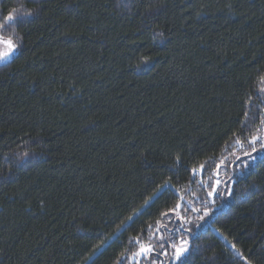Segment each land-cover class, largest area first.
I'll list each match as a JSON object with an SVG mask.
<instances>
[{
    "label": "trees",
    "instance_id": "16d2710c",
    "mask_svg": "<svg viewBox=\"0 0 264 264\" xmlns=\"http://www.w3.org/2000/svg\"><path fill=\"white\" fill-rule=\"evenodd\" d=\"M9 12L31 15L0 30L17 49L0 63V264H131L161 232L165 252L188 235L191 264H264V148L192 229L172 215L208 198L192 170L263 124L264 0H0Z\"/></svg>",
    "mask_w": 264,
    "mask_h": 264
},
{
    "label": "rangeland",
    "instance_id": "374dc122",
    "mask_svg": "<svg viewBox=\"0 0 264 264\" xmlns=\"http://www.w3.org/2000/svg\"><path fill=\"white\" fill-rule=\"evenodd\" d=\"M2 47V46H0ZM252 137H257L255 143L253 144ZM249 141H247L245 146L244 144L239 143L236 149H233V156L225 160L223 164H221L219 167H217L211 174L203 175V171H201V167L196 168V173L199 180V185L202 188H209L208 186L211 185V189L208 192V198L204 201L205 204L199 202L194 203H186L183 202L179 207L175 210L174 214V220H179L180 228L179 230H182V227L192 229V226L189 227V225L184 226V224H188V221L192 219L191 217H194L195 213H198L200 216V213L204 216V214L210 211L215 210L216 208L220 207L224 204V198L228 197V191L229 188L232 185L233 180L235 179V176L242 171L250 162H253L256 157L259 155V152L261 151V143H264V121L263 124L259 127L257 133L252 136ZM253 148H255V151H253ZM247 153V155H246ZM252 157V158H250ZM217 181L219 183L217 184ZM207 205V207H206ZM198 219V218H197ZM158 232V231H157ZM172 232V231H167ZM173 232H176L173 230ZM162 233V234H161ZM159 233L160 236L158 237L157 244L153 245V242H150L152 244L144 243L142 244L144 247L148 248L150 247L152 250L147 253H141L140 248L134 252L132 255H130V261L131 264H151L152 260L156 256H161V259H173L172 255L175 251L171 247V245H168L167 252H165L166 245H163L161 247V242L165 241V237L168 241L172 240L171 236H167V233L161 232ZM182 241H186V244H182ZM178 247H187L189 249L190 242L188 239V235H184V238H180L174 242ZM170 246V247H169ZM165 248V249H164ZM139 253V255H137ZM164 253V254H163ZM186 254V253H185Z\"/></svg>",
    "mask_w": 264,
    "mask_h": 264
},
{
    "label": "snow or ice",
    "instance_id": "6c2138e0",
    "mask_svg": "<svg viewBox=\"0 0 264 264\" xmlns=\"http://www.w3.org/2000/svg\"><path fill=\"white\" fill-rule=\"evenodd\" d=\"M30 15L31 13H21L18 17L17 15H14L12 12H9L6 16L2 18V22H0V30H4L5 32L9 30H14L17 23L24 22V19H23L24 16H30ZM0 46H2L0 47V63L7 64L16 58L17 49L11 37L5 38L4 36H0ZM248 103H251V100H249ZM261 104H264V98H261ZM244 119L245 120L248 119L247 112H245ZM256 139L257 137H252L251 142L254 144ZM261 148H264V143H261ZM253 151H255V148H253ZM211 163L214 164L215 161H212ZM201 171H204L203 165H201ZM192 172L194 175L197 174L195 169H193ZM218 183L219 181H217V184ZM205 215H207V212L205 213ZM130 243H139V240L138 238H133L132 240H130ZM181 243L186 244L187 242L182 241ZM161 247H163V245H161ZM171 247L175 249L173 253V259L175 261H179V264H191L192 254L189 253L187 256H185V253L188 252L187 247H182V246L178 247L175 243H171ZM151 250L152 249L150 247L146 248L143 245H141V248H140L141 253H147ZM137 255H139V253Z\"/></svg>",
    "mask_w": 264,
    "mask_h": 264
}]
</instances>
